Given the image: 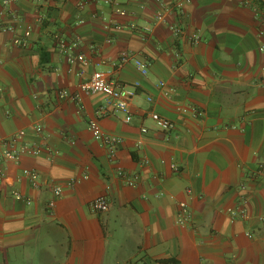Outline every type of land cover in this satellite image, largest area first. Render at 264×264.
I'll list each match as a JSON object with an SVG mask.
<instances>
[{
	"label": "crops",
	"instance_id": "0c3cea01",
	"mask_svg": "<svg viewBox=\"0 0 264 264\" xmlns=\"http://www.w3.org/2000/svg\"><path fill=\"white\" fill-rule=\"evenodd\" d=\"M10 8L21 26L0 30V150L22 130L18 145L39 152L5 163L0 264H264V175L251 178L264 163V34L250 8L241 0H12ZM176 20L200 41L174 37ZM59 40H77L69 53L87 62H69ZM122 50L147 60V73L132 60L116 66ZM97 70L139 83L131 121L117 111L98 118L122 137L113 161L87 129L105 96L79 89ZM149 110L175 127L162 133ZM118 167L138 182L124 184ZM23 169L36 172V186ZM51 186L61 192L48 208ZM100 194L109 208L93 213L88 203ZM243 196L246 217L232 219L228 209ZM180 202L192 212L185 225L176 221Z\"/></svg>",
	"mask_w": 264,
	"mask_h": 264
},
{
	"label": "built area",
	"instance_id": "2783aa9c",
	"mask_svg": "<svg viewBox=\"0 0 264 264\" xmlns=\"http://www.w3.org/2000/svg\"><path fill=\"white\" fill-rule=\"evenodd\" d=\"M189 0H184V2H188ZM2 3V10L0 12V30L3 31H17L20 26V17L19 15L10 8V5L12 3V0H1ZM183 2H178L176 4V7L179 9L177 14V19L184 13L183 10ZM241 3L243 6H246L250 8L254 16L257 18L259 22L258 26V33L264 34V5L260 6L256 2V0H241ZM169 8L168 6H163L160 9H158L155 13V19L156 21H163L165 17V11H167ZM117 27L116 25L114 26ZM169 28L173 34L174 37L182 40H187L188 42L192 44H196L200 41V34L198 31L194 30L191 33L186 32L184 29V26L180 23V20H176L174 23L169 25ZM29 29V26H26L24 29V35H27V31ZM142 35H145L146 28L142 29ZM16 43L20 46H25L26 41L24 38H16ZM60 45L63 48V51L66 53L67 60L69 62H73L75 60H78L82 63H86V59L82 53H75L71 54L69 51L76 47L78 45L77 40L72 41L69 44H65L62 40H59ZM260 49L264 51V46H261ZM173 57L175 58V61L178 63L180 59V52L176 48L173 51ZM132 60L134 63V66L141 74H146L148 71V61L140 58L138 56H135L132 53H129L126 50H122L117 60L115 61L116 66H121L125 62H128ZM138 82H133L130 85L114 81L109 78V75L105 71H94L90 78L87 81H84L79 84V89L85 93H96L101 92L104 94L105 99L102 103V105L99 107V109L96 111V117L90 118L87 121V129L92 133L93 136H95L101 145H103L107 152V157L110 161H113L115 158L116 151L120 144L122 143V137L119 135L109 133L102 129L101 125L99 124L98 118L100 116H103L105 113L109 111H117L123 115V120L125 122L131 121V112H130V103L133 98V96L136 94V89L138 87ZM159 85L163 87V82H160ZM172 89L164 90V93H169ZM62 93L64 95H68L66 90H63ZM73 98L78 99L77 94L73 95ZM146 100L148 102H151L152 98L151 96H147ZM185 108H183V111ZM192 110L197 115H202L203 111L201 109H195L192 107ZM148 116L153 120V122L156 125V128L161 131L164 134H167L175 127V122L171 120L170 118L164 117L160 115L159 113L149 110L147 112ZM34 131L37 133H40L42 130V127L39 124L33 125ZM141 132L145 133L147 131L146 127L140 128ZM23 137V131L18 130L16 133H14L11 137L5 138L1 140L3 149L0 150V181L5 176V163L8 161L17 162L21 155L28 154V155H34L39 152V147L31 144V145H25L20 143L18 145L20 139ZM173 168H175L174 165H172ZM23 173L30 177L32 184L36 186L38 184L36 180V172L30 170V169H23ZM116 175L123 181L124 184L127 185H135L139 180V174L138 173H128L126 170L122 169L121 167L116 168L115 171ZM264 175V163H259L251 172V178L257 179L258 177ZM85 178V175L83 177ZM79 181V178H72L67 182V185L69 187H73L77 182ZM239 188L244 190L246 188L245 184L239 185ZM52 191V198L48 201L47 207L50 208L53 206V199L57 195L60 194L61 188L59 186H51ZM186 192H190L189 189H186ZM246 197H240V199L237 201L236 205L233 208H229L228 212L230 216L233 218H245L246 217ZM26 202L29 203L30 200L26 199ZM110 202L106 194H100L96 197H94L92 200L89 201L88 206L89 209L93 213H100L104 212L109 208ZM192 218V212L188 208L187 204L185 202H180L178 204V210L176 213V221L180 225H185L191 221ZM260 221L264 224V215L260 217Z\"/></svg>",
	"mask_w": 264,
	"mask_h": 264
},
{
	"label": "trees",
	"instance_id": "16d2710c",
	"mask_svg": "<svg viewBox=\"0 0 264 264\" xmlns=\"http://www.w3.org/2000/svg\"><path fill=\"white\" fill-rule=\"evenodd\" d=\"M256 2H257L258 5H260V6H263V5H264V2L261 1V0H256ZM159 262H160V263H164V264H168V263H172V262H174V260H173V259H160Z\"/></svg>",
	"mask_w": 264,
	"mask_h": 264
}]
</instances>
